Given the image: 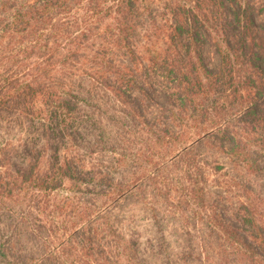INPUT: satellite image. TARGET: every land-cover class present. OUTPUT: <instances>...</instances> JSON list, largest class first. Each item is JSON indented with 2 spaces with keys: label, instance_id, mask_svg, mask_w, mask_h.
Here are the masks:
<instances>
[{
  "label": "trees",
  "instance_id": "16d2710c",
  "mask_svg": "<svg viewBox=\"0 0 264 264\" xmlns=\"http://www.w3.org/2000/svg\"><path fill=\"white\" fill-rule=\"evenodd\" d=\"M255 8L250 0H3L0 47L8 39L7 59L12 57L16 68L0 65V125L25 129L20 139L22 163L29 157L34 163L29 168L20 165L11 155L12 147L0 137V264H53L55 259L61 264L63 254L72 253L77 256L72 258L75 264L98 262L94 237L100 226L91 224L98 222L94 213L103 212L98 207L108 206L130 185L116 183L111 166L99 164L101 170L91 171L81 155L63 154V150L81 151L83 135L94 127L89 126L91 115L77 112L79 98L94 103L92 98L79 95L71 81L66 84L79 69L125 105L141 70L153 80L160 77L170 85L166 96L170 115L187 125L172 130L180 140L191 135L192 112L201 108L203 99L221 100L228 105L221 114L225 122L213 133L232 143L227 152L234 164L264 171V31L259 34L254 28ZM259 11H264V2ZM143 17L149 24L145 42L138 45L134 40ZM58 36H63V63L70 60L75 66L66 72L65 87L51 77L39 79L48 74L50 56L43 55V64L34 71L21 66L31 56L62 45ZM207 42L220 56L215 73L197 58ZM118 52L129 56L131 64L118 61ZM133 111L127 104L126 115ZM160 133L171 130L166 125L158 129L157 139ZM38 140L47 141L44 148L51 158L43 170L38 167L43 155ZM66 179L71 186L64 184ZM84 193L100 197L95 205L72 201ZM240 208L241 226L227 224L214 212L208 224L222 239L224 251L237 252L243 264H264V204L255 197ZM63 210H68L64 218ZM52 224L62 225L55 236ZM35 240L41 241V252H25Z\"/></svg>",
  "mask_w": 264,
  "mask_h": 264
},
{
  "label": "rangeland",
  "instance_id": "374dc122",
  "mask_svg": "<svg viewBox=\"0 0 264 264\" xmlns=\"http://www.w3.org/2000/svg\"><path fill=\"white\" fill-rule=\"evenodd\" d=\"M250 1L256 7L251 14L254 28L262 33L264 11H259V7L264 0ZM2 2L0 0V4ZM78 12L81 14L83 10ZM108 20L106 17L104 22ZM142 21L144 24L138 27L134 40L138 45L145 42L143 33L149 24L145 17ZM70 29L73 31L75 28ZM57 38L62 45L52 52L31 56L21 66H30L34 71L39 64H43V55L50 56L52 61L48 74L46 77L39 76V79L48 81L51 77L63 85L68 77L66 72L75 66L72 67L70 60L63 63V36ZM7 44L8 39H5L0 47V65L4 63L15 69L12 57H9L10 61L7 59L6 50L10 49ZM83 51L90 53L89 49L83 48ZM197 58L205 69L212 73L218 71L220 56L208 42L201 47ZM117 59L131 64L129 56L122 57L119 52ZM144 63L148 65L147 61ZM95 68L90 70L94 71ZM83 70L75 71L76 74L67 79L66 84L71 81L79 95L92 98L95 104L79 98L77 112L91 115L89 126L93 123L94 127L83 135L81 151L71 149L66 153L63 150V154L81 155L86 169L91 171L101 170L99 164L111 166L114 169L111 178L116 183L121 181V187L123 183H130L131 186L126 184V189L119 191L116 194L118 197L109 201L108 206L98 207L99 210L103 208V212L97 209L94 213L98 222L96 220L91 224L99 225V233L102 234L94 237L98 243L94 255L98 262L80 260L76 264H243L237 252L230 255L222 249V239L208 224L214 212L227 224L239 227L242 203L259 197L264 204V171L251 172L245 166L234 164L227 152L232 143L221 134L213 133L216 125L224 124L222 116L225 115L221 114L228 105H222L221 100L209 103L203 99L201 108L196 107L192 112L191 121L195 127L191 128V135L180 140V136L172 133V130L178 131L187 125L179 116L170 115V104L166 100L170 85L167 82L160 77L153 80L150 73L141 70L133 92L128 94L127 104L135 111L132 115H126L127 104L121 103L111 90L97 83ZM4 124L0 125V137L6 140L8 147H12L13 159L19 160L20 165L24 164V168H29L34 159L29 157L22 163L20 155V139L26 135L25 129L19 128V125L4 129ZM165 125L171 133H160L161 139H157L158 129ZM206 132L213 134L206 136ZM47 144V141L39 142L43 155L38 167L42 170L47 168L51 159L44 148ZM64 184L71 186L67 179ZM66 194H70V191ZM99 197V193H84L72 201L95 205ZM66 212L68 210H63V218ZM64 224L63 221V233L66 230ZM46 225L43 227L48 232ZM53 227L55 236L54 231L61 230L62 225L52 224L51 229ZM31 244L25 252L39 254L41 241L35 240ZM76 257L74 253L70 256L63 254V260L59 261L61 264H75L72 258ZM56 262V259L52 261L53 264Z\"/></svg>",
  "mask_w": 264,
  "mask_h": 264
}]
</instances>
